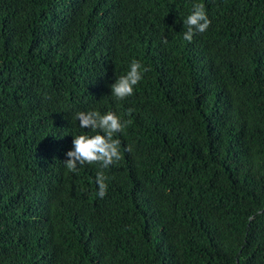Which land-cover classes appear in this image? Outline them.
<instances>
[{"label": "trees", "instance_id": "trees-1", "mask_svg": "<svg viewBox=\"0 0 264 264\" xmlns=\"http://www.w3.org/2000/svg\"><path fill=\"white\" fill-rule=\"evenodd\" d=\"M81 111L107 169L65 167ZM0 264H264V0H0Z\"/></svg>", "mask_w": 264, "mask_h": 264}, {"label": "clouds", "instance_id": "clouds-1", "mask_svg": "<svg viewBox=\"0 0 264 264\" xmlns=\"http://www.w3.org/2000/svg\"><path fill=\"white\" fill-rule=\"evenodd\" d=\"M187 26L184 40L191 42L194 34L204 33L210 26L204 6L194 4L193 11L183 21ZM147 71V69H144ZM142 79L141 64L133 60L126 75L120 76L115 83L110 85L111 94L118 100H123L133 94L134 86ZM74 119L79 122L81 129H90L95 135L73 136L72 150L66 153L68 157L64 162L68 171H77L78 165L99 164L101 169H107L110 165L120 160V141L114 139V134L122 132L124 124L113 112L101 114L98 111L78 112ZM130 150V149H129ZM106 176L103 171H98L96 182L98 184L97 195L103 198L107 192Z\"/></svg>", "mask_w": 264, "mask_h": 264}]
</instances>
